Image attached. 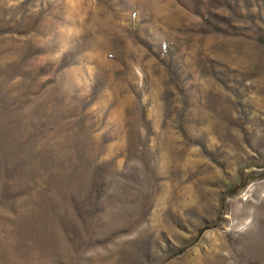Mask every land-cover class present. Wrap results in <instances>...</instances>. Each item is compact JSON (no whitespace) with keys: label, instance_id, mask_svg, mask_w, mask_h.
I'll return each instance as SVG.
<instances>
[{"label":"rangeland","instance_id":"1","mask_svg":"<svg viewBox=\"0 0 264 264\" xmlns=\"http://www.w3.org/2000/svg\"><path fill=\"white\" fill-rule=\"evenodd\" d=\"M0 264H264V0H0Z\"/></svg>","mask_w":264,"mask_h":264}]
</instances>
